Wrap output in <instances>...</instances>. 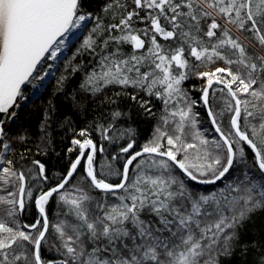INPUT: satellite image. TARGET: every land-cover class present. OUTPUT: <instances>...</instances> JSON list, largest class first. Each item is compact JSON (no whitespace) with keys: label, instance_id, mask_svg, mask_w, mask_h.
<instances>
[{"label":"snow or ice","instance_id":"1","mask_svg":"<svg viewBox=\"0 0 264 264\" xmlns=\"http://www.w3.org/2000/svg\"><path fill=\"white\" fill-rule=\"evenodd\" d=\"M82 8V0H0V264H223L260 247L241 243V230L264 212V0H110L106 19ZM92 19L82 47L95 64L81 89L110 104L109 88L134 101L155 97L163 127L137 147L135 131L116 124L124 113L113 111L107 124L76 133L75 158L53 175L25 155L31 149L18 151L28 138L12 124L25 87L50 75L38 66L56 61L68 34ZM191 76L205 81L196 100L182 88ZM197 104L217 136L198 127ZM50 120L41 125L46 147ZM102 141L118 149L105 155ZM192 182L219 187L201 193ZM29 208L31 222L21 219ZM254 264H264V249Z\"/></svg>","mask_w":264,"mask_h":264},{"label":"trees","instance_id":"2","mask_svg":"<svg viewBox=\"0 0 264 264\" xmlns=\"http://www.w3.org/2000/svg\"><path fill=\"white\" fill-rule=\"evenodd\" d=\"M109 2L110 0H82V13L106 19L107 14L103 9ZM95 24V19L89 20L87 30L84 29L80 37L72 40L61 61L54 69L52 77L43 82L44 86L40 87V89L38 88V93L34 96L31 95L32 97L24 106L20 119L14 127L13 133L24 134L28 138V142L25 144L15 145L18 151H22L24 148L31 149L25 155L29 159H40L46 164L50 174L53 175L63 173L67 169L70 159L75 158L76 152L69 153L68 149L74 147L71 144V140L79 138L76 133L86 127L91 130L95 127L96 122L107 124L112 118L113 111L124 113L116 121V124L121 130L130 127L135 131L138 141L137 147L148 142L156 133V130L163 127L160 117L164 106L155 97H148L144 93H140V96L134 101L127 95H116L117 92L121 91L120 89L109 88L106 90L107 95L115 101V103L110 104L104 101L101 95L93 98L91 92H85L81 89L80 86L86 80L87 73L91 71L95 64L92 57L82 47L84 39L89 35ZM48 64V60H46L38 70L43 72ZM77 66L80 71H74ZM203 70L205 69L201 68V71ZM62 77H66V79L63 80L62 84H58L57 81L61 80ZM203 81L196 76H191L183 82L182 88L188 93L190 100H196L200 96V88ZM214 87L218 86L214 85ZM30 90V86L24 89L25 93H29ZM127 92L131 93L133 90L128 89ZM216 95L219 96L221 94L217 92ZM141 98L150 101L151 112L146 111L141 106ZM49 104L54 106L51 111L48 109ZM222 107H224L223 104L217 105L216 110L219 111ZM194 111L199 113L198 120L200 123L198 127L201 131L209 138L217 136L203 106L197 104L194 107ZM49 116L51 117L48 129L50 140H48L46 147L41 140V125ZM220 119L222 127H226L229 113L225 111ZM171 129L172 125H168L167 130L171 132ZM98 135V132H93L92 138L97 140ZM123 142V140L119 141V143ZM102 143L106 146L105 155L107 153H115L118 149V144H112L107 141H102ZM37 146L42 151H46L47 155H37ZM17 154H10L11 158H16ZM97 159H101L99 153ZM113 163L119 166L122 161ZM80 179V177H77L78 182ZM192 187L201 193H208L216 191L219 185H203L192 182ZM55 211L54 208L49 206L50 219L53 221L57 219ZM35 215V209L29 208L28 213L22 216L21 219L31 222ZM253 241L260 242V247L249 248L245 255H241L240 250L237 249L236 254L230 259L224 260L223 264H254L260 251L264 249V212H257L253 215L251 220L241 230V243L250 244ZM48 258H52L51 254H48Z\"/></svg>","mask_w":264,"mask_h":264},{"label":"rangeland","instance_id":"3","mask_svg":"<svg viewBox=\"0 0 264 264\" xmlns=\"http://www.w3.org/2000/svg\"><path fill=\"white\" fill-rule=\"evenodd\" d=\"M85 23H86V25H87L88 21H86ZM84 29H85V28L82 27V28L79 29L78 31H77V30H74L73 37L67 42V46H66L64 49H62V54L59 56V58H58L56 61L48 60V63H49L48 65H52V67L49 69V67L47 66V68L43 70V71H49V72H50V75L46 77V79H45L44 82H46L50 77H52V75H53V73H54V69L57 67V65H58L59 62L61 61L62 56H63L64 53L66 52V49H68V46L71 44L72 40H75V39H77L78 37H80V35L83 33ZM74 37H75V38H74ZM73 38H74V39H73ZM205 70H208V69H205ZM33 83H34V85H38V84H40L41 82H40V81H34ZM204 85H205V81L202 82V84H201V88H203ZM30 88H31V90H30L29 93H31V91L33 90V91L35 92L34 94L38 93V92H39V89H40V87H39V89H38V88L33 87V86H30ZM201 88H200V89H201ZM25 94H27V93H25ZM27 101H28V100H27ZM27 101H26V102H27ZM23 102H24L23 100L20 101V107L17 108V112H18L19 114H20V111H21L20 109L23 107ZM28 102H29V101H28ZM19 118H20V116H19ZM14 127H15V126H14ZM12 131L14 132V128H13Z\"/></svg>","mask_w":264,"mask_h":264},{"label":"built area","instance_id":"4","mask_svg":"<svg viewBox=\"0 0 264 264\" xmlns=\"http://www.w3.org/2000/svg\"><path fill=\"white\" fill-rule=\"evenodd\" d=\"M77 31H78V30H77ZM73 34H74V30H73L72 33H69V34H68V36H67V42L73 37ZM34 93H35V92L32 90L31 93H27V94H26V95L29 97L28 101L30 100V96H31V95L33 96ZM32 96H31V97H32ZM28 101H27V102L24 101V102H23V106L26 105V104L28 103Z\"/></svg>","mask_w":264,"mask_h":264},{"label":"bare ground","instance_id":"5","mask_svg":"<svg viewBox=\"0 0 264 264\" xmlns=\"http://www.w3.org/2000/svg\"><path fill=\"white\" fill-rule=\"evenodd\" d=\"M31 97V96H30ZM25 106V105H24ZM24 106L20 109L21 111H20V114L18 113V119H17V121L14 123V124H12V130H13V128H14V126L18 123V121H19V116L21 115V112H22V110H23V108H24ZM16 111H17V109H16Z\"/></svg>","mask_w":264,"mask_h":264},{"label":"water","instance_id":"6","mask_svg":"<svg viewBox=\"0 0 264 264\" xmlns=\"http://www.w3.org/2000/svg\"><path fill=\"white\" fill-rule=\"evenodd\" d=\"M39 67H40V66H38V68H39ZM26 87H27V86H26ZM26 87H25V88H26Z\"/></svg>","mask_w":264,"mask_h":264}]
</instances>
